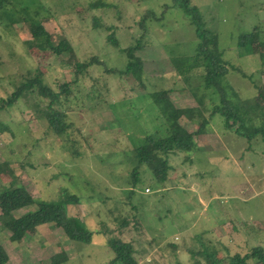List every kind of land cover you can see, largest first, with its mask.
I'll use <instances>...</instances> for the list:
<instances>
[{
	"label": "rangeland",
	"instance_id": "obj_1",
	"mask_svg": "<svg viewBox=\"0 0 264 264\" xmlns=\"http://www.w3.org/2000/svg\"><path fill=\"white\" fill-rule=\"evenodd\" d=\"M6 3L0 10V106L38 72L55 93L61 94L64 84L71 92L54 104L67 115L62 135L49 124L51 100L35 91L0 109V187L12 182L10 170L37 201L58 203L66 193L76 195L81 202L70 205L68 214L94 233L91 244L72 242L55 224H45L35 236L12 243L1 220L0 247L8 264H52L62 253L66 264H112L110 238L132 244L137 264H208L207 255L216 264H232L236 255L264 247V135L251 141L245 136L264 129V99L256 100L264 93V0H192L205 28L218 37L228 64L227 96L241 106L244 129L213 115L220 97L207 90L203 70H192L199 39L174 0ZM149 12L153 17L142 29ZM34 21L54 45L69 41L76 61L97 57L107 69L125 70L128 59L120 49L145 37L137 53L144 63L142 83L132 75L108 74L99 64L78 74L69 54L29 49ZM256 29L260 46L243 56L248 49L239 46L240 38ZM113 33L120 49L108 41ZM161 91H170L177 108L197 109L194 121L184 117L180 125L196 135L198 149L170 156L165 184L143 166L134 188L135 150L149 135L169 134L150 97Z\"/></svg>",
	"mask_w": 264,
	"mask_h": 264
},
{
	"label": "trees",
	"instance_id": "obj_2",
	"mask_svg": "<svg viewBox=\"0 0 264 264\" xmlns=\"http://www.w3.org/2000/svg\"><path fill=\"white\" fill-rule=\"evenodd\" d=\"M176 4L184 11L186 16L191 20L195 28V32L199 39L196 59L192 63V70H203V79L206 83L207 90L214 89L220 97L219 106L215 107L214 113L221 114L228 126L240 125L241 129L246 127V122L241 115V106H234L228 100L226 86L223 79L228 74V64L223 59L222 53L219 51L218 37L205 28L202 21L199 9L192 5V0H174ZM7 0H0V10H5ZM142 19L140 26L146 28L148 18L153 17L150 12ZM32 39L27 42L29 49H37L39 51L51 52L56 56L69 54L71 64L77 69L80 74L94 65H100L105 68V64L99 61V58H94L90 62L80 63L76 61V56L71 43L63 40L60 44L54 45L51 40V35L39 22L34 21L31 24ZM144 37V36H143ZM145 38V37H144ZM137 40V44L127 49H120V43L115 38V34H111L108 38L110 44L115 48L120 49L128 59V64L125 70L107 69L108 74H120L123 76L132 75L140 83L144 73V63L142 59L137 57V53L143 49V39ZM261 34L256 29L251 34L241 36L239 41L240 47H247V51L243 56H251L255 54L256 48L260 46ZM191 70V71H192ZM190 71V72H191ZM242 74V72L239 70ZM247 77L245 74H242ZM61 94L68 99L70 95L69 84L60 86ZM37 92L41 97L51 100L49 105L48 120L51 129L59 135L66 133L68 125L66 123L67 115L61 113L54 108V104L59 102L61 94L55 93L44 82V73H39L33 79L23 82L16 88V91L9 97L8 100L1 101L0 109L13 107L25 94L29 92ZM153 102L160 110L161 116L168 125L169 134L166 137L157 135H149L145 139V143L135 150L137 166L132 173L134 188L140 182L139 169L146 166L153 174L154 180L159 184H165L168 181V176L172 167L169 158L175 153H192L197 151L195 142V134L189 133L180 125V120L184 117H189L190 120L195 118L193 113L197 109H180L177 108L170 99V91L156 92L150 95ZM264 99V93H260L257 101ZM249 105V104H248ZM247 106L244 105V107ZM250 106V105H249ZM239 107V108H236ZM208 122L205 120L202 124V132L206 128ZM9 130V128H3ZM4 132V131H2ZM258 135H264V129H255L246 138L250 141ZM4 172V171H3ZM7 172V171H6ZM9 176L13 179L9 185L0 187V221L4 222L3 228L11 233L10 240L12 243H21L25 239L33 237L37 234V229L45 224H55L63 230L64 234L72 242L91 244L94 233L87 229L84 221L76 217H70L68 207L72 204H79L80 198L76 195L65 194V198L55 202L37 201L29 191L22 186L14 173L8 170ZM133 195V193H132ZM37 205L38 208L34 212L15 217V213L25 208ZM108 247L114 252L115 259L112 264H137L134 258V248L132 244L125 243L118 238H110ZM208 264H216L209 255H207ZM69 258L65 253L56 255L52 258V264H66ZM253 260L256 264H264V247H255L245 256L236 255L232 259V264H249ZM9 256L3 247H0V264H8Z\"/></svg>",
	"mask_w": 264,
	"mask_h": 264
},
{
	"label": "crops",
	"instance_id": "obj_3",
	"mask_svg": "<svg viewBox=\"0 0 264 264\" xmlns=\"http://www.w3.org/2000/svg\"><path fill=\"white\" fill-rule=\"evenodd\" d=\"M229 100V99H228Z\"/></svg>",
	"mask_w": 264,
	"mask_h": 264
}]
</instances>
